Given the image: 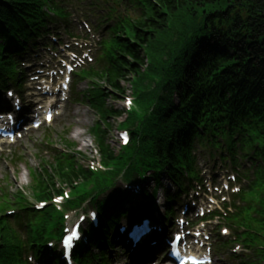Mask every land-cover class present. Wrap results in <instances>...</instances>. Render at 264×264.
Wrapping results in <instances>:
<instances>
[{
  "label": "trees",
  "instance_id": "trees-1",
  "mask_svg": "<svg viewBox=\"0 0 264 264\" xmlns=\"http://www.w3.org/2000/svg\"><path fill=\"white\" fill-rule=\"evenodd\" d=\"M33 5L34 0H0V36L13 32L20 16L28 19ZM223 11H226L224 15ZM216 12H219L216 19L219 24L231 28L227 34L222 33L221 28L214 29ZM220 37L230 44L225 50L215 51L211 43ZM122 42L125 51L117 53L115 79L108 80L109 87L124 93L120 85L130 82L137 92L152 84L149 74L158 76L157 92L144 97L158 100L161 106L159 119L151 126L157 133L155 154L169 165L171 152L181 150V137L176 131L180 111L172 96L180 99L184 95L187 99L188 94L194 93L207 53L221 54L218 68L228 65L235 82L246 88V94L254 93L255 97L264 94V0H148L142 20L131 22ZM101 88H96L97 93L102 94ZM108 93L98 96L103 120L122 114L119 109L104 107ZM94 136L101 161L106 163L113 159L115 154L106 144V132L99 126ZM144 137L141 135V139ZM64 169L63 174L59 171L47 174L46 184H53L50 190H54L55 180L67 187L100 189L104 186L86 168L73 164L69 169L61 167L60 171ZM58 187L55 191H59ZM17 246L8 228L0 226V264H15Z\"/></svg>",
  "mask_w": 264,
  "mask_h": 264
},
{
  "label": "rangeland",
  "instance_id": "rangeland-1",
  "mask_svg": "<svg viewBox=\"0 0 264 264\" xmlns=\"http://www.w3.org/2000/svg\"><path fill=\"white\" fill-rule=\"evenodd\" d=\"M122 85V84H121ZM129 86V85H128ZM127 89V87H126ZM112 106L119 108L121 107L120 103L116 100L114 103H110ZM85 118L86 120H83L82 123H76V120L71 121H62V123L59 124L58 128L54 130L55 134L53 139H57V135H60V133L65 129L69 128V138L77 145V151L80 152L85 156V159H91L92 157H95L97 154L94 151V144L92 142V138L90 134L88 133L89 127L95 122V119L93 116L88 112V110L85 111ZM119 120H122V118H110L108 119L109 124V130L106 133L107 134V142H109L110 148L116 149V142H117V129H118V122ZM79 134V137H76V135ZM34 138L40 141L42 139L41 134L34 135ZM26 149V146L22 148L24 151ZM34 153V151H32ZM30 162L26 159V162H28L30 165L33 163V159L30 157ZM85 159L81 158V162L85 164ZM24 166L20 165L16 168V172H18V175H16L15 178L11 175V187L13 190L17 186H28V175L24 171Z\"/></svg>",
  "mask_w": 264,
  "mask_h": 264
},
{
  "label": "snow or ice",
  "instance_id": "snow-or-ice-1",
  "mask_svg": "<svg viewBox=\"0 0 264 264\" xmlns=\"http://www.w3.org/2000/svg\"><path fill=\"white\" fill-rule=\"evenodd\" d=\"M77 238H78V236H77V232H76L75 230H73L72 233H71V235L68 236V237L64 240V244H65L66 246H70L72 240L77 239Z\"/></svg>",
  "mask_w": 264,
  "mask_h": 264
},
{
  "label": "bare ground",
  "instance_id": "bare-ground-1",
  "mask_svg": "<svg viewBox=\"0 0 264 264\" xmlns=\"http://www.w3.org/2000/svg\"><path fill=\"white\" fill-rule=\"evenodd\" d=\"M230 41H231V39H230ZM79 136H80L79 134L76 135V137H79Z\"/></svg>",
  "mask_w": 264,
  "mask_h": 264
}]
</instances>
